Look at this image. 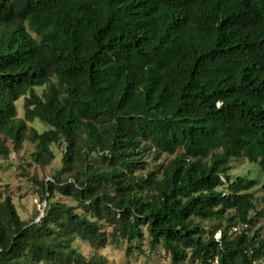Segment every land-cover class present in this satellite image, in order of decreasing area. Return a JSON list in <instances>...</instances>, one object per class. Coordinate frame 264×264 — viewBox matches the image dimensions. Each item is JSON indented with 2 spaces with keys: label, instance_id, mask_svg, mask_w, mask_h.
I'll return each instance as SVG.
<instances>
[{
  "label": "trees",
  "instance_id": "trees-1",
  "mask_svg": "<svg viewBox=\"0 0 264 264\" xmlns=\"http://www.w3.org/2000/svg\"><path fill=\"white\" fill-rule=\"evenodd\" d=\"M0 135V157L29 140L43 166L66 143L38 220L0 200V264H107L74 238L146 240L172 264L264 260L258 182L230 172H264V0H0ZM151 152L172 157L140 172Z\"/></svg>",
  "mask_w": 264,
  "mask_h": 264
},
{
  "label": "rangeland",
  "instance_id": "rangeland-1",
  "mask_svg": "<svg viewBox=\"0 0 264 264\" xmlns=\"http://www.w3.org/2000/svg\"><path fill=\"white\" fill-rule=\"evenodd\" d=\"M44 88L45 86L37 87L36 91L41 94ZM15 104L18 117L23 118L25 111L24 98H19ZM28 125L36 128L38 131H44L49 128L47 123L39 119L29 122ZM83 137H85L84 133ZM0 138H3V135H0ZM7 144L12 151L9 157H0V200L10 196L22 219L29 221L36 218L38 220L47 205V201L41 199V193L39 192L40 183L55 179L57 172L63 166L66 143L61 141L60 143L51 145L55 157L50 164L44 166L35 162L32 158L33 151L37 150L35 143L27 140L18 150H14L10 140L7 141ZM170 157L172 156H168L165 153L157 155L155 152H151L146 155V167L140 170V172H145L146 169L157 168ZM90 163L94 167H105L102 159L96 154L93 155ZM76 164L71 171L63 175L64 179H70L73 174L81 176L78 169L81 164L80 162ZM230 172L233 174V177L237 175H248L250 178L257 180L258 184L254 190L257 209L258 211L262 210L263 213L258 216L256 228L264 230V172L257 162H251L246 159H234ZM53 200L65 202L68 205L77 204L72 198L63 196L58 192L54 195ZM77 211L79 213L83 212L81 208H78ZM256 212L253 211L252 215H255ZM204 223L210 225L209 222L205 221ZM102 229L110 232L112 227L107 224H102ZM216 235L218 237L219 232ZM72 244L87 257H91L95 253L103 255L107 260V264H172L170 255L164 249L158 247L155 250H150L148 249L146 240L142 244L145 252L135 251L133 254L127 253V244L123 240L117 243L108 241L103 247L99 248H95L90 243L78 238H74ZM256 264H264V260H260Z\"/></svg>",
  "mask_w": 264,
  "mask_h": 264
}]
</instances>
